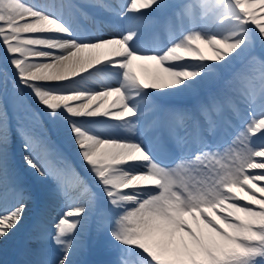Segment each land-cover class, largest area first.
<instances>
[{
	"label": "snow or ice",
	"instance_id": "obj_1",
	"mask_svg": "<svg viewBox=\"0 0 264 264\" xmlns=\"http://www.w3.org/2000/svg\"><path fill=\"white\" fill-rule=\"evenodd\" d=\"M251 70L259 104L234 86ZM9 244L22 258L0 264H264V0H0V252Z\"/></svg>",
	"mask_w": 264,
	"mask_h": 264
},
{
	"label": "bare ground",
	"instance_id": "obj_2",
	"mask_svg": "<svg viewBox=\"0 0 264 264\" xmlns=\"http://www.w3.org/2000/svg\"><path fill=\"white\" fill-rule=\"evenodd\" d=\"M30 2H31V0H29ZM52 1V4L54 5V6H56V4H54L55 3V1L54 0H51ZM90 2V0H84V3H85V5L87 4V3H89ZM122 2H126V0H122ZM122 2H120V3H122ZM36 3H39V4H42V5H50L49 3L47 4L46 3V1L45 0H38ZM93 10V9H92ZM149 11H151V10H149ZM102 16H107V15H102ZM196 19H197V21H199V20H201V19H203V14L202 13H197V17H196ZM187 20L188 21H184V23L186 24V22L188 23V26H189V24L190 25H193V26H195L194 25V23H193V21H192V19L191 18H187ZM107 24L109 23L110 24V22L108 21V22H106ZM184 23L182 24V25H177V26H175L174 28H172L170 31H168L167 33H166V37L167 38H172V37H174V36H176V35H178L179 34V32L180 31H182L183 30V26H185L184 25ZM108 24V26H107V28H108V30H112L110 27H112V25L110 26ZM187 26V25H186ZM146 28V27H145ZM144 28V32L146 33V32H151V26L149 25L148 26V28L147 29H145ZM209 34H221V33H217L214 29L209 33ZM165 40H166V38H165ZM168 40V39H167ZM167 46H165V48H166ZM199 47H201V49H203V51H204V53H205V55H213V53H212V51H211V49L209 48V46L208 45H206V44H200L199 45ZM140 62H137V64H139ZM146 64H147V66L148 67H151V63L150 62H145ZM193 67H195V65H193ZM235 70L236 71H239L240 70V66L239 65H237V66H235ZM136 72H137V74L138 75H140L142 78L144 77V72L139 68V67H136ZM228 72L226 71L225 73H224V75L225 74H227ZM245 77H247V78H241V79H238L237 80V83L239 82L240 84H236L235 82H234V86L235 87H238V88H240L241 90H244V91H253L254 90V88L255 87H258L257 85H258V83H259V86L261 87V80H260V73H259V70H251V71H247V72H245L244 74H243ZM89 78H91V77H87L86 79H89ZM92 79V78H91ZM113 82V81H112ZM88 86L89 87H92V88H95V87H97V86H95V84H88ZM184 86H181V88H183ZM173 91H178V90H173V89H169V90H165V93H160V94H156V95H165L166 96V93H168V92H173ZM115 99V98H114ZM163 102H165V101H163ZM256 103L257 104H259L260 102H258L257 101V98H256ZM242 106H244V107H246L245 105H243L242 104ZM18 162H20V161H18ZM49 244H50V247H51V250H56L55 249V245H51V242H49ZM9 245H12V244H9ZM8 253V252H7ZM2 255H3V253H0V257H2ZM78 259H80L81 257H78V256H76ZM75 257V258H76ZM22 257L21 256H19L18 255V258H17V260L18 259H21Z\"/></svg>",
	"mask_w": 264,
	"mask_h": 264
},
{
	"label": "rangeland",
	"instance_id": "obj_3",
	"mask_svg": "<svg viewBox=\"0 0 264 264\" xmlns=\"http://www.w3.org/2000/svg\"><path fill=\"white\" fill-rule=\"evenodd\" d=\"M104 2H106V3H109V4H113V5H115V4H118V1L117 0H104ZM186 21H188L187 19H186ZM189 23V22H188ZM188 23L186 22V24L184 23V25L185 26H183L184 28V30L183 31H185V30H189V29H191L192 27H194L193 25H190L189 24V26H188ZM187 25V26H186ZM148 26L149 25H145L144 26V28L145 29H147L148 28ZM167 40V39H166ZM167 46H170V45H167ZM243 78H247V77H245L244 75H243ZM94 81V80H93ZM114 82V81H113ZM234 82L238 85V84H240L239 82L237 83V80H234ZM90 83V82H89ZM93 84H95V86H97V87H95V88H92L93 90H99V84H98V82H96V81H94V83ZM260 90H261V87L258 85V88H256L255 87V90H253L255 93H256V96L257 97H261L260 96ZM173 92H175V91H173ZM161 97V95H158V99ZM256 97V98H257ZM115 97H112L111 99H114ZM157 98V97H156ZM163 99H167V96H163L162 97ZM163 99H161V100H163ZM257 100L259 101L260 99L259 98H257ZM241 106V108H244L243 106H242V104L240 105ZM246 106V105H245ZM17 155H19V148L17 149ZM20 162L22 163V160H20ZM57 204V205H56ZM59 206H61V207H59ZM64 205H63V202H57V203H55L54 205H53V208H52V210H51V213H50V215L52 216V217H54L60 210H61V208L63 207ZM7 249H8V256L10 257L11 255H12V253H11V249H10V247H7ZM4 254H3V256H2V259L3 260H8V257H7V254L5 253L6 251H2ZM1 252V253H2ZM77 258V257H76Z\"/></svg>",
	"mask_w": 264,
	"mask_h": 264
}]
</instances>
